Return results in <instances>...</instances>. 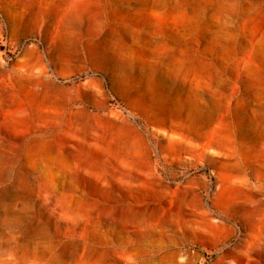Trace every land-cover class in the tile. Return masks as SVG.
<instances>
[{
  "label": "rangeland",
  "instance_id": "rangeland-1",
  "mask_svg": "<svg viewBox=\"0 0 264 264\" xmlns=\"http://www.w3.org/2000/svg\"><path fill=\"white\" fill-rule=\"evenodd\" d=\"M0 264H264V0H0Z\"/></svg>",
  "mask_w": 264,
  "mask_h": 264
},
{
  "label": "bare ground",
  "instance_id": "bare-ground-1",
  "mask_svg": "<svg viewBox=\"0 0 264 264\" xmlns=\"http://www.w3.org/2000/svg\"><path fill=\"white\" fill-rule=\"evenodd\" d=\"M257 77V76H256Z\"/></svg>",
  "mask_w": 264,
  "mask_h": 264
}]
</instances>
